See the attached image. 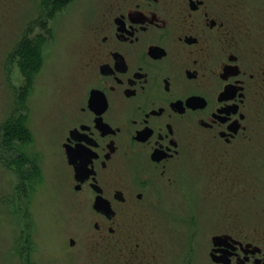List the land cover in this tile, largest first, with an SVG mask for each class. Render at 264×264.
<instances>
[{"label": "flooded vegetation", "instance_id": "1", "mask_svg": "<svg viewBox=\"0 0 264 264\" xmlns=\"http://www.w3.org/2000/svg\"><path fill=\"white\" fill-rule=\"evenodd\" d=\"M33 1L40 11L20 22L6 14L25 0H0V264H95L104 245L141 232L146 212L170 214L192 164L251 153L264 123V27L236 15L264 0H110L90 25L83 89L50 136L35 93L49 25L76 0ZM64 208L92 213L95 235L68 244L57 219L48 249L46 214ZM260 227L213 233L195 264H264Z\"/></svg>", "mask_w": 264, "mask_h": 264}, {"label": "rangeland", "instance_id": "2", "mask_svg": "<svg viewBox=\"0 0 264 264\" xmlns=\"http://www.w3.org/2000/svg\"><path fill=\"white\" fill-rule=\"evenodd\" d=\"M109 1L76 0L66 6L61 15L55 16L49 25L44 75L35 93L36 103L40 100L45 102L49 136L58 128L72 92L83 89V65L90 25L96 13ZM37 5L39 3L33 0H25L16 6L15 12L8 11L6 15H15L17 21L23 22L28 15L40 11ZM255 5L256 8L251 9L248 3L239 4L236 17L246 28L250 24L256 28L264 27V4L256 1ZM11 28L16 29V24L10 26L9 23L8 29ZM35 107L39 108V105ZM252 146L251 153H244L245 157L236 162L221 164L220 160L216 162L209 158L192 164L185 189L169 194L165 211L171 215L161 216L153 210L146 212L141 232L134 228L121 243L113 241L104 245L94 252L100 253L94 256L95 264H104L107 248L111 251L107 257L108 264H141L143 259L144 264H185L188 258L195 264V260L205 252L203 244L206 238L215 232L232 229L262 232L263 227H257L264 221V123L257 127ZM50 182L49 178V185ZM177 217L181 221L195 220L198 225L178 223ZM46 218L48 249L56 245V231L52 227L57 226V219L62 223L57 235L63 236L68 244L71 238L95 235L90 212L64 208L62 218H58L48 209ZM84 227L85 231L81 230ZM68 244L66 248L69 249ZM139 245L146 249L140 256Z\"/></svg>", "mask_w": 264, "mask_h": 264}]
</instances>
